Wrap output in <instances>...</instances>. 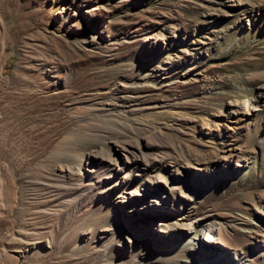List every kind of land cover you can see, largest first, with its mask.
<instances>
[{"label": "rangeland", "instance_id": "1", "mask_svg": "<svg viewBox=\"0 0 264 264\" xmlns=\"http://www.w3.org/2000/svg\"><path fill=\"white\" fill-rule=\"evenodd\" d=\"M0 264H264V0H0Z\"/></svg>", "mask_w": 264, "mask_h": 264}, {"label": "bare ground", "instance_id": "2", "mask_svg": "<svg viewBox=\"0 0 264 264\" xmlns=\"http://www.w3.org/2000/svg\"><path fill=\"white\" fill-rule=\"evenodd\" d=\"M63 141H64V140H63ZM62 146H63V145H62ZM62 146H61V147H62ZM59 147H60V145H58V149H59ZM70 148H71V147H70ZM74 148H76V150H77L78 147L74 146L73 149H74ZM81 150H82V149H81ZM77 156H78L79 158H81V156H82V155H81V151H80V147H79V149H78V155H77ZM209 230H210V229H209ZM209 232H210V234L213 233L212 231H209Z\"/></svg>", "mask_w": 264, "mask_h": 264}]
</instances>
